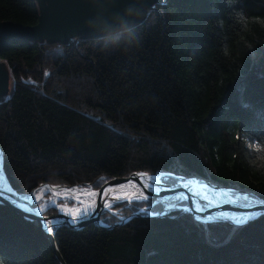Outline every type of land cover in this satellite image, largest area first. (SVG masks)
Instances as JSON below:
<instances>
[{
    "label": "trees",
    "instance_id": "obj_1",
    "mask_svg": "<svg viewBox=\"0 0 264 264\" xmlns=\"http://www.w3.org/2000/svg\"><path fill=\"white\" fill-rule=\"evenodd\" d=\"M38 16L35 0H0V20ZM137 36L3 49L15 88L0 104V149L13 188L99 189L146 171L264 198V0H167ZM164 206L137 199L103 211L112 227H55L60 252L67 264H264V211L234 228ZM0 264L61 263L36 221L0 204Z\"/></svg>",
    "mask_w": 264,
    "mask_h": 264
},
{
    "label": "water",
    "instance_id": "obj_2",
    "mask_svg": "<svg viewBox=\"0 0 264 264\" xmlns=\"http://www.w3.org/2000/svg\"><path fill=\"white\" fill-rule=\"evenodd\" d=\"M35 2L39 13L36 24L25 25L13 20H0V104L6 102L11 97L15 88V77L12 68L8 61L2 57V51L6 46L14 41H19L20 43L30 42L31 44L62 43L69 45L72 41L77 44L85 40H98L115 35L121 31V25L116 17L117 8L123 9L125 5L134 3V0H35ZM165 2L167 0H143L144 14L137 19L136 27L148 18L150 13L157 8L158 4ZM0 155V166L9 184V188H2L0 186V204L7 205L25 218L36 221L49 239L51 247L61 264L67 263L60 252L54 228L68 225L73 229H82L92 222L101 226L112 227L113 225L106 224L101 219L103 211L109 209V207L105 206L107 197L106 195L102 196V194L107 192L112 186L118 184L130 181L137 182L140 184L143 194L148 195V198H155V203H163L165 205L163 212L168 208L182 207L195 215H202L201 219L204 221H228L232 223L233 218L219 214L222 211L237 210L242 213H249L247 216L255 215V217L264 211V198H259L255 195L250 197L257 201L254 205H249L247 202L223 200L217 205L203 206L192 200L187 189L176 186L179 182H185L188 179L179 181L173 185L162 183V181L152 184L146 181V177L157 174L160 176L162 173L155 174L146 171H134L129 176L113 177L106 181L101 188L97 190L93 189L92 191L98 194V200L94 209L86 215L78 216L77 220L73 222L72 216L61 212L58 204L50 203L44 207H35L36 191L38 188L46 186L53 192L65 189L66 185H53L49 182H44L32 190L29 198L24 197L17 193L4 172L1 149ZM140 174L145 175L141 176ZM179 177L184 179L183 176ZM191 179L195 180L196 183L206 184L221 191H235L248 195L244 190L218 186L202 178L193 177L189 180ZM144 185H150V187L146 188ZM179 192L184 193L185 196L174 204L168 205L165 203V200ZM133 200L134 198L131 201ZM184 200L188 202V205H182L181 202ZM124 201L128 202L129 200H117L115 204ZM50 208L57 209V212L47 214L46 211ZM139 213L140 211L135 212L117 224H123L132 217L139 215ZM50 228L52 231L48 230Z\"/></svg>",
    "mask_w": 264,
    "mask_h": 264
},
{
    "label": "bare ground",
    "instance_id": "obj_3",
    "mask_svg": "<svg viewBox=\"0 0 264 264\" xmlns=\"http://www.w3.org/2000/svg\"><path fill=\"white\" fill-rule=\"evenodd\" d=\"M146 181L154 184V183H160L161 179H160L159 175H152V176H147ZM133 185H134V187H133ZM0 186L2 188H9V184L7 182V179L4 175L1 167H0ZM176 186L180 187V188L187 189L189 195L192 197V200L195 203L202 204L203 206L217 205V204H220V202H222L223 200H230V201H236V202H246L245 200L242 199L244 196H247L246 194L238 193L235 191H221V190H218V189L211 187L209 185H206V184L196 183L195 180H192V179L191 180L188 179V181H185V182H179ZM55 192L63 193L64 190H55ZM125 193H129V194L130 193H136V195L141 194L142 190H141L140 184L137 182L130 181V182H126L124 184L122 183V184L112 186L107 191V195H106V197H107L106 198L107 199L106 204L110 205L108 207L110 208L112 205H114L115 201H117V200L127 199V198H121V199L116 198V197L122 196ZM143 195H145V194H143ZM97 196L93 197L92 201L94 200L95 203L92 204V206L90 208H88L87 214L90 213L94 209L96 202L98 200ZM146 196H148V195H146ZM183 196H185L184 193H181V192L176 193L171 198L165 200V203L168 205L174 204L177 202V200H179ZM55 197L61 198L59 196H55ZM248 197L250 200L252 199V198H250V196H248ZM37 198H38V195L36 194V199ZM85 201H87L88 203L92 202L90 200H85ZM78 207H80V206H78ZM63 208H64V206L59 205L60 211L65 213ZM75 208L76 207L71 208V209L73 211H75ZM83 210L84 209L81 208L82 213H83ZM219 214L227 216L229 218L242 217V216L249 215V213H247V212L242 213L241 211H237V210L222 211V212H219ZM67 215L72 216L71 212L68 213Z\"/></svg>",
    "mask_w": 264,
    "mask_h": 264
},
{
    "label": "snow or ice",
    "instance_id": "obj_4",
    "mask_svg": "<svg viewBox=\"0 0 264 264\" xmlns=\"http://www.w3.org/2000/svg\"><path fill=\"white\" fill-rule=\"evenodd\" d=\"M140 175L143 176L145 174H140ZM133 187H134V185H133ZM144 187L147 188V187H150V185H144ZM52 195L59 196L63 199H73L76 202V204L80 206V207H76L75 211H73L67 205H65L63 208L66 215L71 212L72 220H73V222H75L77 220L78 216L86 215L88 208H90L92 206V204L95 203L94 200L91 203H88L84 199H81V197H84V196L95 197L98 194L96 192L90 191L88 189H75L74 188V189H65L63 193L53 191ZM103 195H107V192L102 194V196ZM116 198L117 199L127 198L129 200V202H131V200L133 198L138 199V200H143V201L148 200V196L143 195L142 193L139 195H136V193H130V194L125 193L122 196L116 197ZM242 199L245 200L249 205H254L255 203H257V201L255 199L250 200L248 196H244ZM105 206L108 207L110 205L106 204ZM81 208L84 209L83 213L81 212ZM149 214H151V213H149ZM157 214H159V213H157ZM250 219H255V215L235 217L232 220V225L234 228H239V227L244 226ZM48 230L52 231L51 228Z\"/></svg>",
    "mask_w": 264,
    "mask_h": 264
},
{
    "label": "clouds",
    "instance_id": "obj_5",
    "mask_svg": "<svg viewBox=\"0 0 264 264\" xmlns=\"http://www.w3.org/2000/svg\"><path fill=\"white\" fill-rule=\"evenodd\" d=\"M236 0H225L226 7H233ZM144 14L143 0H134V3L125 5L123 9L117 8L116 17L121 25L120 41L113 42L112 45H119L121 42L131 44L138 40L136 21ZM237 18L243 16L242 11H236ZM109 46V45H106Z\"/></svg>",
    "mask_w": 264,
    "mask_h": 264
},
{
    "label": "rangeland",
    "instance_id": "obj_6",
    "mask_svg": "<svg viewBox=\"0 0 264 264\" xmlns=\"http://www.w3.org/2000/svg\"><path fill=\"white\" fill-rule=\"evenodd\" d=\"M0 162H1V155H0ZM1 167V166H0ZM2 169V168H1ZM160 173H162V174H160V179H161V177L162 176H166V175H170V173L169 174H163V173H168V172H160ZM157 175H159V174H157ZM180 180L179 181H183V180H186V179H181V178H179ZM161 181H162V183H166V182H164L162 179H161ZM188 181V180H187ZM177 183V182H176ZM166 184H168V183H166ZM168 185H173V184H168ZM67 186V185H66ZM88 189V190H90V191H92L93 189H91V188H89V186L88 187H85V186H74V187H65V189ZM50 188H48V187H46V186H44V187H40V188H38L37 189V191H36V194L38 195V197L39 198H37L36 199V202H35V207H43L44 205H48V204H50V203H56V204H58V206L59 205H62V206H65V205H67L68 207H70V208H74V207H78L79 205H77L76 204V202L73 200V199H63V198H57V197H55V195L54 196H52V193L53 192H51L50 190H49ZM65 189H63V190H65ZM38 190H40V191H38ZM95 190H97V189H95ZM32 192V191H31ZM49 194V195H46V194ZM31 195V194H30ZM30 195L29 196H24V197H30ZM247 196H250L251 197V195H247ZM253 197V196H252ZM81 199H84V200H90V201H92V199H93V197H89V196H84V197H81ZM65 200H72V201H74V203L73 204H68V203H64V201ZM134 200H136L135 198H134ZM133 200V201H134ZM62 201H63V203H62ZM133 201H131V202H133ZM185 201V200H184ZM125 202V201H124ZM124 202H122V203H124ZM131 202H129L128 201V203H131ZM183 202V201H182ZM181 202V203H182ZM165 207V206H164ZM50 209H52V208H50ZM50 209H48L47 211H46V213L50 210ZM57 210V209H56ZM144 210H147V208L146 207H144V208H142L140 211H144ZM163 212V211H162ZM152 214H154V213H152ZM102 216V215H101ZM126 218V217H125Z\"/></svg>",
    "mask_w": 264,
    "mask_h": 264
}]
</instances>
